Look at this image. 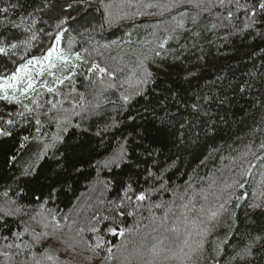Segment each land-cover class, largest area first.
<instances>
[{
  "label": "trees",
  "instance_id": "obj_1",
  "mask_svg": "<svg viewBox=\"0 0 264 264\" xmlns=\"http://www.w3.org/2000/svg\"><path fill=\"white\" fill-rule=\"evenodd\" d=\"M260 2L0 0L18 5L0 13V77L45 55L57 34L69 57H81L53 70L69 77L62 84L44 76L54 93L42 82L19 103L0 100L10 133L0 135V264H137L128 253L145 235L166 234L161 218L170 226L186 202L173 203L172 189L188 183L208 200L196 197L205 223L189 227L187 246L178 241L183 264H264ZM93 64L114 75L101 80ZM161 174L166 192L154 190ZM205 226L210 233L197 235Z\"/></svg>",
  "mask_w": 264,
  "mask_h": 264
},
{
  "label": "snow or ice",
  "instance_id": "obj_2",
  "mask_svg": "<svg viewBox=\"0 0 264 264\" xmlns=\"http://www.w3.org/2000/svg\"><path fill=\"white\" fill-rule=\"evenodd\" d=\"M187 3H192V0H186ZM221 4L225 3V0H220ZM156 5H149V7H155ZM199 6V5H197ZM237 6H239V0H237ZM259 9L264 12V0H261L259 3ZM18 7L17 4H11L8 7L0 8V13H4L7 15L10 8L15 9ZM232 13H229L231 16ZM251 15L253 17L257 16V12L255 8H253ZM255 22V21H254ZM14 27H19V25H13ZM29 29L25 28L27 32ZM61 35L57 34L53 37L55 44H51L46 49V55H42L40 57L32 56L30 59H27L26 62H21L17 68L7 77L2 78L0 77V100L4 101H16L19 103V98L16 95L17 92L20 93L22 96H26L29 92L35 91V84L36 80L34 78L35 75L43 76L47 73L48 76L53 78V82L56 84H62L65 79H69L67 76L57 77L55 71H61L64 68L68 67L69 63V54L66 53L63 49L59 47L61 42ZM36 36L32 35L30 40H35ZM23 43L27 44L28 41H24ZM18 46L16 44H11V48L15 50ZM161 48L164 47L163 44L160 45ZM6 52L5 47L0 46V54ZM75 59L80 60L81 57L79 53L75 54ZM89 72H97L100 75L102 80L104 75L113 76L114 73L110 72L107 68L101 67L99 64H93L91 68L88 70ZM146 76H151L150 72H146ZM87 78V77H86ZM42 87L46 88L49 93H54L56 89L54 87H49L48 82L44 81L41 85ZM83 99V97H81ZM34 104H37L36 100L32 101ZM51 103V102H49ZM56 105L53 104L52 107ZM27 108V105H24ZM31 112V109H28ZM23 115V113H21ZM0 119H3L0 117ZM163 122V120H162ZM8 125H12L13 121L8 119L5 121ZM39 123V120H37ZM0 135H10L9 132L5 131L4 128H0ZM264 147V145H262ZM153 180L159 184V189H154L156 191H168V188L165 186V177L163 174L159 176H153ZM215 183V181H213ZM243 187V184L240 185ZM172 193L174 196L173 203L176 202L178 198L180 201H186L180 205L183 212H181L180 217L168 225V216L167 214L161 218V226L164 228V233L159 236H154L151 233L142 237L141 242L138 246L132 249L128 255L134 258L137 264H164L165 261L174 260V259H181V264H183L182 255L187 256L188 253L184 252L183 247H179L178 241L183 244L184 246L188 245V238L192 236V231L189 230V227L192 228H199L201 224L205 222L201 220L200 214L204 213L205 207L204 204H201L197 207L196 197L200 196L202 199L207 202L208 200V193L205 189L201 188L198 192L192 187L191 183H188L187 187L181 191L180 189H172ZM191 193V194H190ZM137 201H145L148 199V194L145 191L139 192L135 196ZM154 207L160 208L161 204H155ZM220 209H224V204L219 205ZM119 215H124V213H119ZM131 215V213H129ZM219 215L218 211H212L210 219H216ZM112 235L119 234L123 236L125 231H130V229H119L115 227H111L107 229ZM96 231V229H93ZM155 232L156 229H153ZM211 231L210 228L205 226L201 231L197 232V235L205 236L209 234ZM171 235V239L170 236ZM166 241L168 243L166 244ZM203 248V240L198 241V250ZM48 259H51L49 256ZM39 264V261L36 262Z\"/></svg>",
  "mask_w": 264,
  "mask_h": 264
},
{
  "label": "rangeland",
  "instance_id": "obj_3",
  "mask_svg": "<svg viewBox=\"0 0 264 264\" xmlns=\"http://www.w3.org/2000/svg\"><path fill=\"white\" fill-rule=\"evenodd\" d=\"M59 47H60V45H59ZM45 55H46V54H45ZM74 58H75V57H74ZM74 58L69 57V62H71L72 60H74ZM46 75H47V73H45L43 76H40V75H35V76H34V78H35V80H36V84L38 83L37 86H39V85L42 84V82H43V80H44V76H46ZM5 78H7V77H5ZM36 84H35V86H36ZM30 93H31V92H29L28 94H30ZM16 95L22 96V95H20L19 92H17ZM93 98H94V100L99 99L98 95H97V96H96V95L93 96ZM88 109H90V107H89V108H86L84 112H87ZM46 142H47V141H45V142L43 141V142L41 143V145H45ZM50 146H52V143H51V145H49L47 148H50ZM51 148H52V147H51ZM116 156H119V154H116L114 157H116ZM114 159H115V158H114ZM114 159H113V160H114ZM57 228H58V230H51V232H53L52 235H53L55 238H62L63 234L67 233V228H66V226H65V228H62V227H57ZM43 231L46 232L45 229H43ZM61 233H62V234H61ZM49 234H50V232H49ZM61 235H62V236H61ZM62 241H65L64 238H63Z\"/></svg>",
  "mask_w": 264,
  "mask_h": 264
}]
</instances>
